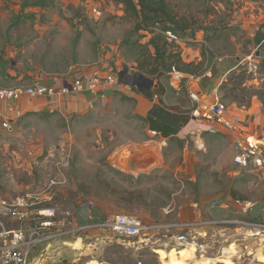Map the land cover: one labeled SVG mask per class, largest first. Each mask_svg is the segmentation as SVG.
<instances>
[{
  "label": "rangeland",
  "instance_id": "obj_1",
  "mask_svg": "<svg viewBox=\"0 0 264 264\" xmlns=\"http://www.w3.org/2000/svg\"><path fill=\"white\" fill-rule=\"evenodd\" d=\"M168 1L199 23L194 36L189 31L170 40L187 61H201L206 50L205 70L211 76L202 80L201 88L208 90L219 81L228 88L239 85L231 96L228 88L221 89L231 118L264 133V47L259 56L255 52L264 39V0ZM23 2L0 0V58L10 60L11 68L18 64L20 71L17 81L0 77L1 86H29L41 75L49 83L74 79L91 67L103 73H138L134 50L121 44L134 23L112 0H56L45 9L23 8ZM150 36L145 33L141 41ZM249 56L258 64L253 72L246 62ZM150 78L158 86L149 91L131 84L92 108L48 110L44 120L38 116L41 121L21 118L14 132L1 126L0 117V198L43 188L55 176L56 200L75 213L80 202L93 201L100 218L132 214L144 223L162 225L146 241L118 237L105 243L102 231L93 229L98 241L93 237L85 248L81 241L80 247L74 243L83 247L79 251L64 249L65 264H163V259L165 264H246L254 251L264 264V229L251 234L233 226L216 233L206 258L195 253V245L175 250L162 243L183 230L181 223L208 219L206 207L215 199L255 202V218L261 219L264 174L237 165L228 132L221 127L210 132L209 121L192 122L178 137L155 136L148 129V106L166 118L189 121L194 107L186 87L175 91L168 78ZM257 102L259 115L251 116L248 107ZM134 144L143 149V160L129 156L118 161L117 154Z\"/></svg>",
  "mask_w": 264,
  "mask_h": 264
},
{
  "label": "built area",
  "instance_id": "obj_2",
  "mask_svg": "<svg viewBox=\"0 0 264 264\" xmlns=\"http://www.w3.org/2000/svg\"><path fill=\"white\" fill-rule=\"evenodd\" d=\"M168 36L169 39H178L170 32ZM260 47H264V39L255 52L261 53ZM253 58L249 56L246 59L251 68L250 72L258 69V64ZM241 63L244 64V60L240 61ZM121 73L123 72L103 73L98 69L89 73L83 72L74 79H55L51 84L45 83L40 77L29 86L7 88L0 85V100L16 101L25 96L46 98L48 99L47 107L53 111L63 109L69 96L86 92L91 95L88 104L92 108L96 101L105 99L111 93L131 85L127 81L133 76L132 73L122 75ZM208 76H210L209 72L195 75L173 71L169 76V84L176 91L186 87L189 98L193 102L192 116L209 121L210 132H216L218 127L228 132L233 158L237 165L264 174V133L258 130L253 131L250 126L244 128L231 118V112L220 88L223 81L210 86L208 90L200 88L202 80ZM2 126L7 131H15L11 120H5ZM58 183L57 177L53 176L48 179L43 188L26 191L10 200L0 198V264H33L34 255L40 248H43L39 252H43L41 259L46 258L56 261L57 264H63L65 258L59 250L74 248L72 243L86 237L85 234L91 230L94 231L93 229L101 230L103 239L107 243L108 240L118 237L139 238L146 241L144 237L155 235L162 227L158 224L144 223L132 214H112L103 218L99 217L95 224H80L77 214L56 200L54 190ZM231 205L235 208L234 213L222 216L210 215L203 221L181 223L178 226L183 230L173 235L171 241L165 240L162 243L175 250L188 249L195 245V253L206 258L213 246L215 247L213 237L216 233L224 234L233 226L246 229L251 234H258L261 229H264V201L260 205L261 219L255 218L259 216L255 212L256 203L240 198L232 201L224 198L215 199L206 208L207 212L213 213L217 209L228 210ZM94 206L93 201H83L80 202L79 210H85L86 216L93 219ZM6 219L27 222V224L11 228L7 225ZM94 237H96L95 234ZM211 242H213L212 246L209 245ZM55 245L59 248L51 249ZM233 245L235 246V242ZM251 254L253 256L246 264H260L257 258L258 251ZM233 263L241 264V261H233Z\"/></svg>",
  "mask_w": 264,
  "mask_h": 264
},
{
  "label": "trees",
  "instance_id": "obj_3",
  "mask_svg": "<svg viewBox=\"0 0 264 264\" xmlns=\"http://www.w3.org/2000/svg\"><path fill=\"white\" fill-rule=\"evenodd\" d=\"M55 1L24 0L23 8L45 9ZM112 1L120 5L124 15L134 23L133 27L124 35L121 44L134 50V62L138 72L158 80L168 78V81L170 73L173 71L195 75H202L206 72V50L203 52L204 59L201 61H187L183 58L182 51L176 41H171L168 36L169 32L178 37V33L187 34L189 31L191 36H194L199 24L194 18L180 14L168 0ZM145 33L151 36L147 42L143 43L141 38L145 37ZM10 64V60L4 57L0 58V77H10L7 71ZM227 86L228 83L224 82L220 88L226 89ZM238 89L239 85L228 88L229 96L236 94ZM235 97L237 98V95ZM148 118L155 129L162 130L164 136L167 135L166 124L171 125L175 119L170 116L166 118L154 110L150 112Z\"/></svg>",
  "mask_w": 264,
  "mask_h": 264
},
{
  "label": "crops",
  "instance_id": "obj_4",
  "mask_svg": "<svg viewBox=\"0 0 264 264\" xmlns=\"http://www.w3.org/2000/svg\"><path fill=\"white\" fill-rule=\"evenodd\" d=\"M18 68V64H15V66H12V68L10 67L7 71L8 73L10 74V78L11 80L13 81H17L20 79L19 77V73L20 71H17L16 68ZM94 70H98L97 67L93 68H85L84 69V72H91V71H94ZM19 72V73H18ZM211 76V75H210ZM41 78L43 79V81L45 83H49L47 82V80L44 78L43 75H41ZM220 82V81H219ZM219 82H217L215 85L219 84ZM53 83V81H51L49 84ZM211 84V83H209ZM212 85L214 86V83H212ZM201 88V86H200ZM203 89V88H202ZM176 91V90H175ZM91 99V95L86 93V92H83V93H78V94H73L71 96H69L67 98V101H65L64 105H63V108H64V111L67 110L68 107H74L76 108L75 110H81L82 108H89V100ZM47 102H48V99L46 98H37V97H29V96H25L23 98H21L20 100H16V101H3V100H0V117L3 118L2 122H1V126H2V123L5 121V120H11V123L14 125L15 127V130L17 129V121L21 118H23V121L22 122H25V119H32V117H34V120H39L41 121V117L38 118V116H42L44 117L43 120L45 119V111H51L49 109V107H47ZM192 102V101H191ZM68 103L66 106L65 104ZM193 104V102H192ZM254 104V102H253ZM260 102H257V105L255 107H248V114H251V116H253L254 114L256 115H259L258 111L260 110ZM152 105L148 106L147 107V112L150 113L152 111V108L154 109V107H152ZM151 108V109H150ZM256 108V109H255ZM144 113V114H147ZM149 115V114H148ZM147 116V115H146ZM190 121L187 119L185 120H181V119H173V123L170 125H167V135L164 136L162 134V130L160 129H155L152 125H151V122L149 121V128L152 131L156 132L155 133V136L157 137H161V139H169L171 137H174V136H179L181 134V132H188V127L191 125L192 122L194 123H200V119L198 118H195L194 116L190 115ZM37 118V119H36ZM40 124H43V122H41ZM197 130H200V128H197ZM153 142V141H151ZM157 143H159V140L156 141ZM157 147V145L155 146ZM143 149H139V146L134 144L133 146H130L128 148H123L118 154H117V159L118 161L122 162L125 161L126 162V159L129 158V156H136L137 159H139V161H142L143 160V157L146 156L144 151H142ZM119 156V157H118ZM123 158L120 160V158ZM129 161V160H128ZM140 167V166H139ZM93 216L94 218L93 219H89L87 216H86V213H85V210H78V212L76 213L77 214V218H78V222L80 224H95L97 222V219L100 217L99 214L93 210ZM207 212V211H206ZM235 212V208L231 205L230 209L226 210V209H217L215 211H213V213H210V215H213V216H220V214H232ZM6 223H12V226H9L11 228H17V227H21V226H26L27 222H24V223H21L17 220H14V219H6ZM86 237L84 238H79L78 240L81 241V244L83 245V247L85 248V244L89 243V240L92 239L94 237V231H89L87 234H85ZM91 237V238H90ZM96 238V237H95ZM74 241L72 243V245L74 246V248H71V247H68L69 249H72V250H75V251H79L81 249L79 248H76L74 243L76 244V246H79L80 247V241ZM96 241H98V239L96 238ZM96 241H93V244H96V243H99V242H96ZM59 248L58 245H55L53 248L51 249H55V248ZM66 249V248H64ZM64 249L62 250H59L60 254L62 255V251H64ZM43 248H40L39 249V252L42 251ZM37 252L35 255H34V259H33V264H49V263H52V264H57L56 261L54 262L53 260H49V259H46V258H43L41 259L40 256L42 255L43 252L39 253ZM63 256V255H62ZM64 257V256H63ZM77 260V259H76ZM74 260V261H76ZM73 261V262H74ZM97 261V260H95ZM163 264H165V260L163 259L162 260ZM66 263V259H65V262L63 264ZM94 264H98V261L97 262H93ZM100 263V262H99ZM100 264H109L107 262H104V263H100Z\"/></svg>",
  "mask_w": 264,
  "mask_h": 264
},
{
  "label": "water",
  "instance_id": "obj_5",
  "mask_svg": "<svg viewBox=\"0 0 264 264\" xmlns=\"http://www.w3.org/2000/svg\"><path fill=\"white\" fill-rule=\"evenodd\" d=\"M256 55H260V51L256 52ZM125 73V72H123ZM121 73V75L123 74ZM127 83L133 84L135 87H137L139 90L142 89H152L153 87H157L158 84L155 83L154 79L150 78L149 76H146L143 73H135L130 80L127 81Z\"/></svg>",
  "mask_w": 264,
  "mask_h": 264
},
{
  "label": "bare ground",
  "instance_id": "obj_6",
  "mask_svg": "<svg viewBox=\"0 0 264 264\" xmlns=\"http://www.w3.org/2000/svg\"><path fill=\"white\" fill-rule=\"evenodd\" d=\"M121 159H123V158L121 157L120 160H121ZM78 241H80V240H78ZM188 249H194V248H188ZM261 258H262V257H261ZM207 259H210V258L207 257ZM263 259H264V257H263ZM138 264H143V261H139Z\"/></svg>",
  "mask_w": 264,
  "mask_h": 264
}]
</instances>
